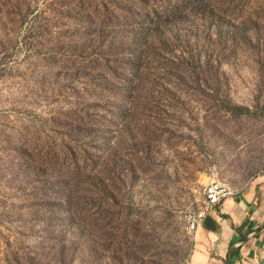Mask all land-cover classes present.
<instances>
[{
    "label": "rangeland",
    "instance_id": "1",
    "mask_svg": "<svg viewBox=\"0 0 264 264\" xmlns=\"http://www.w3.org/2000/svg\"><path fill=\"white\" fill-rule=\"evenodd\" d=\"M258 178L264 0H0V264H189Z\"/></svg>",
    "mask_w": 264,
    "mask_h": 264
},
{
    "label": "crops",
    "instance_id": "2",
    "mask_svg": "<svg viewBox=\"0 0 264 264\" xmlns=\"http://www.w3.org/2000/svg\"><path fill=\"white\" fill-rule=\"evenodd\" d=\"M218 209L208 215L217 228L208 230L205 222L194 233L189 264H264V178Z\"/></svg>",
    "mask_w": 264,
    "mask_h": 264
},
{
    "label": "built area",
    "instance_id": "3",
    "mask_svg": "<svg viewBox=\"0 0 264 264\" xmlns=\"http://www.w3.org/2000/svg\"><path fill=\"white\" fill-rule=\"evenodd\" d=\"M232 193L226 189L223 185L215 180H211L204 190L203 203L195 215L188 218L187 229L190 232L196 231V229L205 222L208 215L215 209L220 207L222 203L228 199Z\"/></svg>",
    "mask_w": 264,
    "mask_h": 264
},
{
    "label": "trees",
    "instance_id": "4",
    "mask_svg": "<svg viewBox=\"0 0 264 264\" xmlns=\"http://www.w3.org/2000/svg\"><path fill=\"white\" fill-rule=\"evenodd\" d=\"M205 222H207V223L204 224V228H206V229H208V230H213V231L217 228V227H216V224H215L214 222H212L210 219H207ZM209 223H210V225H212V226H210Z\"/></svg>",
    "mask_w": 264,
    "mask_h": 264
},
{
    "label": "bare ground",
    "instance_id": "5",
    "mask_svg": "<svg viewBox=\"0 0 264 264\" xmlns=\"http://www.w3.org/2000/svg\"><path fill=\"white\" fill-rule=\"evenodd\" d=\"M197 229H198V228H197ZM197 229H196V231H197ZM196 231H195V232H196Z\"/></svg>",
    "mask_w": 264,
    "mask_h": 264
}]
</instances>
